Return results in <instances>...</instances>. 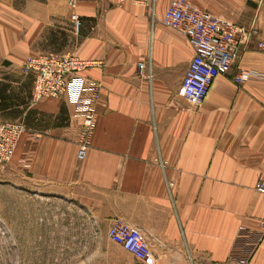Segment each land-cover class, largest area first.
<instances>
[{"label":"crops","instance_id":"0c3cea01","mask_svg":"<svg viewBox=\"0 0 264 264\" xmlns=\"http://www.w3.org/2000/svg\"><path fill=\"white\" fill-rule=\"evenodd\" d=\"M170 1L156 0L153 15L132 0H0V120L27 126L10 171L64 188L108 225L124 217L141 228L155 257L146 263L112 241L122 251L89 264L224 261L249 252L261 234L253 261L264 264V192L255 187L264 178V78L232 79L240 67L264 71V0H191L241 25L255 21L260 31L197 105L179 94L194 48L164 23ZM35 52L97 61L83 70L101 83L83 160L69 99H32L34 74L22 63ZM149 58L151 67L140 69Z\"/></svg>","mask_w":264,"mask_h":264},{"label":"built area","instance_id":"2783aa9c","mask_svg":"<svg viewBox=\"0 0 264 264\" xmlns=\"http://www.w3.org/2000/svg\"><path fill=\"white\" fill-rule=\"evenodd\" d=\"M146 6L154 15L156 0H132ZM72 19L80 28V16L74 12ZM166 25L182 31L193 45L194 54L185 71L179 94L194 104H199L207 96L209 89L220 73H228L239 57L241 44L249 43L259 36V28L253 21L250 25H241L236 21L223 18L213 12L202 9L191 0H171L163 16ZM246 36L243 41L242 37ZM244 43V44H245ZM264 47V41H258ZM96 60L84 59L75 53L56 52L30 53L23 61V70L33 72L34 102L46 97L66 96L74 105V115L80 119L81 129L77 147V158L87 157L94 129L97 124V102L101 95V83L87 75L83 70L95 64ZM140 69L151 67V58L138 63ZM148 75H152L151 71ZM251 76L264 78V71L250 67H240L232 73L236 83H242ZM26 125L22 120H0V165L9 163L16 151L17 144ZM256 189L264 192V178L256 183ZM264 225V222H263ZM107 234L116 243L133 253L146 263H154L155 257L148 238L141 228L131 224L122 216L110 220ZM258 237L249 252L230 253L224 261L208 256L191 257V264H255L253 254L262 242Z\"/></svg>","mask_w":264,"mask_h":264},{"label":"rangeland","instance_id":"374dc122","mask_svg":"<svg viewBox=\"0 0 264 264\" xmlns=\"http://www.w3.org/2000/svg\"><path fill=\"white\" fill-rule=\"evenodd\" d=\"M10 162L0 165V264H89L122 251L108 221L64 188L30 184Z\"/></svg>","mask_w":264,"mask_h":264}]
</instances>
